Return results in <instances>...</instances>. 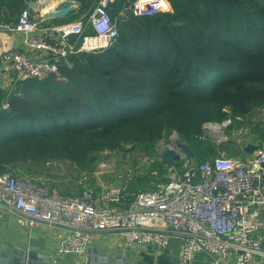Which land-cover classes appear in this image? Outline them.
<instances>
[{"label":"trees","instance_id":"1","mask_svg":"<svg viewBox=\"0 0 264 264\" xmlns=\"http://www.w3.org/2000/svg\"><path fill=\"white\" fill-rule=\"evenodd\" d=\"M74 1L76 17L98 2ZM132 1H111L118 37L91 62L87 52L62 62L67 81L27 78L13 87L10 108L0 112V173L33 181L34 164L64 158L90 171L104 151H154L174 132L197 164L223 150L243 153L204 141L203 125L224 120L226 108L245 118L264 107V0H166L169 11L146 16L128 9ZM23 2L0 0L8 12L0 22L15 21ZM5 97L0 91V102ZM153 180L141 179L142 190L154 189Z\"/></svg>","mask_w":264,"mask_h":264},{"label":"built area","instance_id":"2","mask_svg":"<svg viewBox=\"0 0 264 264\" xmlns=\"http://www.w3.org/2000/svg\"><path fill=\"white\" fill-rule=\"evenodd\" d=\"M111 1L98 0L87 17L50 27H39L29 9L21 12L18 22H0V31L25 36V51L4 55L16 80L0 102V112L10 108L9 97L19 81L54 77L65 82L62 62L71 65L70 57L79 52L95 53L112 45L119 31L108 11ZM168 4L133 0L128 9L146 16ZM236 121L244 118L208 123L204 129L220 130ZM171 139L160 156L170 148L183 155L176 132ZM248 155L221 152L201 164L184 161L183 170L171 166L168 180L151 190L115 186L98 190L84 184L80 195L62 194L7 171L0 173V205L22 214L30 226L45 223L66 229L61 253L85 255L93 234L115 232L128 246L154 245L161 250L173 237L181 238L177 264H192L197 252L209 254L215 264H252L255 257H264V146Z\"/></svg>","mask_w":264,"mask_h":264},{"label":"crops","instance_id":"3","mask_svg":"<svg viewBox=\"0 0 264 264\" xmlns=\"http://www.w3.org/2000/svg\"><path fill=\"white\" fill-rule=\"evenodd\" d=\"M61 1L63 0H24L23 3L24 9L31 11L32 17L39 27L60 25L86 17V13L76 17L75 14L78 12L80 4L75 1L76 9L68 16L59 19L48 18L47 13ZM6 8V6L1 7L0 14L8 13ZM24 41L25 36L22 33L0 31V91L7 93L16 80V72L12 64L4 59V55L10 51H25ZM79 186L80 183H74L73 186L69 185L65 189V194L80 195L82 188ZM96 188L100 190L106 186L99 184ZM67 235L68 231L58 226L45 223L30 226L22 214L0 205V249H5L10 253L15 249L33 250L39 253L41 258H49L55 264H86L88 254L94 250L101 258L109 257L111 262L118 258H124L125 261L131 263L177 264L182 255L184 242L179 237H173L167 248L161 250L154 245L128 246L122 237L115 232H98L93 234L87 253L79 255L60 252ZM192 264H215V261L209 254L197 252L193 257ZM252 264H264V257H255Z\"/></svg>","mask_w":264,"mask_h":264},{"label":"rangeland","instance_id":"4","mask_svg":"<svg viewBox=\"0 0 264 264\" xmlns=\"http://www.w3.org/2000/svg\"><path fill=\"white\" fill-rule=\"evenodd\" d=\"M168 5L169 7L167 10L162 7V10H159L157 13L169 11L170 4ZM155 14L152 13L151 15ZM225 110L229 115L224 120L221 122H207L205 124L222 123L230 117H234L229 109L226 108ZM263 110L264 107L258 108L254 113L247 115L243 123L236 121V123L234 122L231 126L221 127L220 130H218L220 127L204 129V124V141L214 146H228L232 150H243L248 143L261 144L264 146V142H262L260 138L262 131H264V124L260 122ZM173 134L174 133L171 135L165 134L155 146L154 151H145L140 146L131 144L125 145L122 149L104 151L100 154V161L96 167L90 171L81 170L80 167L76 166L74 162L67 158L34 164L35 170H37L39 174L29 178L45 187L54 190L58 189L59 191L56 190L57 192L64 194L66 191L65 189L69 185L73 186L74 183H80L81 188H83L84 184L94 187L100 184L106 187L115 186L120 188L127 187L128 189L130 188L129 190H142V188L146 186L145 183H147V181L142 183L140 180L154 177V180L150 182V184L156 186L161 183L162 178H165L166 175L170 176L173 171L170 166L162 161L159 153L162 148L168 147L172 143L171 138ZM177 140L183 142L180 136ZM221 152L229 155L226 150ZM237 156L246 157L247 154H245L243 150V153ZM193 162H195V159ZM160 165L164 166V169L167 168L163 174H160ZM185 167L186 164L177 169L181 171Z\"/></svg>","mask_w":264,"mask_h":264},{"label":"water","instance_id":"5","mask_svg":"<svg viewBox=\"0 0 264 264\" xmlns=\"http://www.w3.org/2000/svg\"><path fill=\"white\" fill-rule=\"evenodd\" d=\"M113 1V0H112ZM76 9L74 0H63L47 13L48 18L59 19L68 16ZM18 22V19H16ZM94 58L93 53L88 55V60L91 62ZM177 146L181 148L183 155L177 151L176 148H170L161 153L162 161L168 166L177 165L180 160L187 161L189 163L194 160V152L185 142L177 143ZM260 144L248 143L244 147L246 154H253ZM0 264H55L49 258H41L40 254L33 250L15 249L13 252H7L5 249H0ZM86 264H142L131 263L124 260V258L115 259L113 262L109 261V257H99L97 251L94 250L91 254H88Z\"/></svg>","mask_w":264,"mask_h":264},{"label":"clouds","instance_id":"6","mask_svg":"<svg viewBox=\"0 0 264 264\" xmlns=\"http://www.w3.org/2000/svg\"><path fill=\"white\" fill-rule=\"evenodd\" d=\"M145 2H148V3H150L151 2V0H145ZM163 3H164V0H163ZM162 3V4H163ZM165 10H167V6L165 5Z\"/></svg>","mask_w":264,"mask_h":264},{"label":"snow or ice","instance_id":"7","mask_svg":"<svg viewBox=\"0 0 264 264\" xmlns=\"http://www.w3.org/2000/svg\"><path fill=\"white\" fill-rule=\"evenodd\" d=\"M161 3H163V0H161Z\"/></svg>","mask_w":264,"mask_h":264}]
</instances>
